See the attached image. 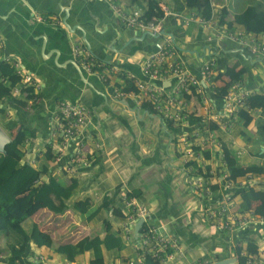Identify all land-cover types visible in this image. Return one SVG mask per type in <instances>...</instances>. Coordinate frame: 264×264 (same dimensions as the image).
<instances>
[{
    "label": "crops",
    "instance_id": "crops-1",
    "mask_svg": "<svg viewBox=\"0 0 264 264\" xmlns=\"http://www.w3.org/2000/svg\"><path fill=\"white\" fill-rule=\"evenodd\" d=\"M147 1L120 0L126 11L139 9L142 12L146 10ZM213 2L223 4L232 14L243 11L248 5L242 0ZM160 3L179 15L166 18L164 28L174 38L181 57L193 73L199 76L204 62L212 57L220 59V68L223 70L237 61L239 66L235 79L242 80L247 88L264 95V62L260 58L252 56L245 49L241 50L231 41L212 38V29L203 28L197 23L185 26L181 18L190 16L195 11H190L183 0H160ZM213 11L216 10L211 7V14ZM36 14L59 19L60 24L39 21ZM75 27L83 29V33L77 28L73 31ZM83 36L90 45L87 49L95 57L117 64L123 69L124 76L129 72L146 80L141 64L144 57L153 50V37L140 30L123 27L107 3L100 0H0L2 53L20 61L24 70L31 73L41 85L38 101L31 108L19 104L20 96L14 94L16 97L11 95L14 97L12 98L0 94V127L10 139L20 130L27 133L24 140V146L28 149L26 159L28 155L27 160L33 163L34 155L43 151L49 143L54 152L60 146L51 135L58 101L65 99L89 106L92 116L83 132L87 164L79 165L72 173L65 169L54 173L64 183L68 182L69 176L77 179L78 187L70 202L89 197L91 205H95L107 195L110 206L105 211V216L121 227L124 220L113 218L114 213L118 206H124L122 194L129 192L134 196L133 191H136L139 195L134 198L149 212L148 221L173 223L172 233L182 244L188 263L197 259L215 260L201 257L198 253L199 246L208 243L209 238L217 240L221 237V244L228 246L233 241H227L214 222L206 218L203 204L207 201L192 193L187 173L174 148L177 135L192 131L191 127L168 123L145 107H138L129 96L116 97L112 89L96 75L83 71L72 56L73 46L78 41H83ZM84 45L86 46L85 43ZM124 76H115L113 80L124 83ZM210 98L217 107L221 106L219 97L211 94V91ZM248 116L251 118L248 126H242L244 118L238 119L229 133L218 129L216 139L223 141L222 146L241 165L264 164V108L255 107ZM73 146L72 142L64 146L61 152L63 165L69 160ZM238 152L239 157H235ZM248 159L258 161L242 163ZM176 160L180 161L179 165L173 168ZM51 171L53 172L52 168ZM43 179L46 180L47 176H43ZM237 181L245 182V185L249 183L255 190L258 186H264L262 176L245 175L237 178ZM233 188L234 191L241 189L239 183ZM211 191L213 195L216 194L212 188ZM255 195L251 208L257 205L264 207V193L256 191ZM237 202L238 198L234 197L232 203L238 205ZM35 211L34 216L49 212L44 220L33 221H37L53 238L70 237L67 232L74 230L78 232L74 236L77 239L80 230L86 235L93 229L91 227L94 223L81 222L79 216L71 210L56 215L36 204L30 215ZM63 216L70 217L72 230H67L65 221L61 219ZM236 233L233 240L238 243L242 238L251 239L255 231L244 229ZM218 247H222L220 243L216 248ZM129 249L128 252H133L132 248ZM0 250V264H5L2 237ZM42 253L41 250L32 248L31 253L25 256H44ZM232 254L231 252V256L237 257ZM44 257L47 264H60L64 259L57 256L52 261ZM105 257L108 264H125L112 262V256L108 252ZM28 264L32 263L28 261ZM74 264H89L88 253Z\"/></svg>",
    "mask_w": 264,
    "mask_h": 264
},
{
    "label": "built area",
    "instance_id": "built-area-1",
    "mask_svg": "<svg viewBox=\"0 0 264 264\" xmlns=\"http://www.w3.org/2000/svg\"><path fill=\"white\" fill-rule=\"evenodd\" d=\"M100 1L111 7L123 27L137 29L153 37V50L144 57L141 64V71L146 80L129 72L124 76L120 66L95 57L81 40L72 48L74 61L83 71L96 75L112 89L116 97L129 96L138 107H145L168 123L191 127L192 131L180 132L177 135L174 139V148L182 162L183 170L187 173L192 193L206 199L207 203L203 204V211L208 221L214 222L220 234L236 233L244 229L255 231L251 239L240 240H252L258 246L257 253L247 257L246 264H264V216L256 214L253 208L244 213L234 211L233 187L239 183L241 188L245 186V182H239L232 177L228 170L223 141L216 139L218 129L229 133L240 116L249 115L255 110L256 106H253L250 98L257 92L247 88L240 79L233 80L220 92L215 91L216 84L213 77L218 72L224 71L215 57L204 62L199 76L193 73L181 57L174 38L165 31L166 18L179 15L164 3L158 5L161 15L147 18L139 9L126 11L120 0ZM210 3L216 11L212 12L209 19L192 12L190 16L181 18L182 23L185 26L197 23L203 28L212 29L213 31H210L212 38L231 41L241 50L249 51L252 56L264 62V32L257 35L244 29H230L225 24H219L218 14L224 5L214 3L213 0H210ZM35 17L42 22L60 24L59 19H50L46 15L36 14ZM2 51L3 42L0 40V60L9 62L15 74L21 77L22 84L33 87L38 93L41 88L40 82L24 70L20 61L3 54ZM115 76H124L125 79L132 81L136 90L128 92L122 90L123 82L117 83L115 79L113 80ZM20 90L21 85L16 86L13 93L18 95ZM210 91L211 94L219 97L220 107L211 100ZM36 101L38 95L28 101L27 107L31 108V104ZM191 115L200 117V122L194 126L189 125ZM91 116L92 109L87 105L65 99L58 101L51 127V135L60 145L54 152L53 173H60L63 169L72 173L79 165L87 164L83 132ZM71 142L74 143L73 150L69 154V160L63 165L61 152L64 146ZM204 151L208 152V157H205ZM239 155V152L235 154L236 157ZM246 175L252 176L249 173ZM214 183L219 185V189L221 188L215 195L211 191V185ZM122 200L127 216L121 230L134 252L133 257L125 264L211 263L212 260L200 259L188 263L182 244L172 231H168L165 223L148 221L149 212L136 202L131 193H123ZM139 217L144 221L139 231L135 233L134 225ZM44 258L43 255L25 257V264H28V261L32 264L40 262L47 264ZM60 264H74V262Z\"/></svg>",
    "mask_w": 264,
    "mask_h": 264
},
{
    "label": "trees",
    "instance_id": "trees-1",
    "mask_svg": "<svg viewBox=\"0 0 264 264\" xmlns=\"http://www.w3.org/2000/svg\"><path fill=\"white\" fill-rule=\"evenodd\" d=\"M159 2L160 0H148L144 16L150 18L152 15H161ZM183 2L190 11H195L208 19L211 17L210 0H183ZM218 23L225 24L230 29L240 28L258 35L264 32V8L260 2L248 3L243 11L232 14L223 7L218 14ZM216 61L220 64L219 58H216ZM238 66L239 63L235 61L213 77L216 84L215 91H222L235 80ZM123 81L122 90L126 92L136 90L131 81L125 78ZM20 85L21 92L17 95L21 97L19 104L27 106L28 101L35 95L39 96V93L33 87L22 84L21 77L15 74L9 62L0 60V94L12 97L14 88ZM250 100L254 107L264 108L263 94L258 92ZM36 102H33L31 107ZM241 119H243L242 126L245 127L251 122L247 114L240 116L239 120ZM199 122L200 117L192 115L188 121L191 126ZM26 136L25 131H18L5 145V153H0V238L4 239L2 255L4 263L25 264V257H27L25 254L31 253L32 248L41 250L44 256L52 261H55L57 256H61L66 261L76 262L88 253L89 264H108L105 257L108 252L112 256V262H128L132 252H128L129 245L124 240L121 227L105 216V211L110 206V198L104 195L103 199L95 205H91L89 197L70 202L78 187L77 179L69 176L68 182L64 183L61 177L50 172L55 154L49 145L34 155L33 163L28 161L26 159L28 149L24 146ZM224 149L228 170L232 177L242 178L249 173L252 176L264 178L263 163L243 166L236 160L237 158L230 156L231 153L226 147ZM204 155L209 156L207 151H204ZM43 176H47V179H43ZM211 188L216 194L219 192L218 184H212ZM133 193L136 197L139 195L136 191ZM255 193V187L250 186L249 183L233 192V197L238 198L239 212L243 213L251 209V203L256 198ZM36 204L44 206L56 215L71 210L79 216L81 222L94 223L93 229L77 239L56 242L51 233L43 230L37 221L30 220L27 223L30 211ZM253 209L256 214L264 216L262 205H257ZM126 216V209L124 210V206L121 205L117 207L113 218L124 220ZM241 242L239 241L231 252L232 255L237 256L238 264H246L247 257L255 255L258 246L252 240ZM215 258L221 259L224 256L216 254Z\"/></svg>",
    "mask_w": 264,
    "mask_h": 264
},
{
    "label": "rangeland",
    "instance_id": "rangeland-1",
    "mask_svg": "<svg viewBox=\"0 0 264 264\" xmlns=\"http://www.w3.org/2000/svg\"><path fill=\"white\" fill-rule=\"evenodd\" d=\"M242 1H244L246 4H248V3H258V2H260L261 3V5H262V7L264 8V0H242ZM244 6H245V4H243ZM256 161H258V160H256V159H252V160H249L248 159V161H243L242 163H247V162H249V163H252V162H256ZM177 162V163H176ZM179 160H176L175 162H173V168H175V167H177V165H179ZM256 191L258 192V193H264V186H258L257 188H256ZM233 208H234V211L236 212V213H241V212H239L238 211V206L236 205V203H233ZM34 210V209H33ZM36 213V211L33 213L32 212V214L31 215H29V217L27 218V223H29L30 222V220L32 221V220H38V221H41L42 219L44 220V218L45 217H47L48 215H49V212H47V213H41V214H39L38 216H34V214ZM63 221H65V224L67 225V230H72V228H73V224H71V219H70V217L69 216H63L62 218H61ZM58 220H60V219H58ZM158 221H162V220H159L158 219ZM188 221H189V218H188ZM166 222H168V221H166ZM170 222V221H169ZM166 225H167V229H168V231L170 232V231H173L172 230V226H173V223L172 222H170L169 224L168 223H166ZM92 228V227H91ZM79 230V229H78ZM81 232L79 233V237L80 236H82L83 235V231L82 230H80ZM90 231H91V229H90ZM235 233V232H234ZM234 233H223L222 234V236H224L225 238H226V240L227 241H230V240H232L233 242L231 243V245H222L221 243H222V239H221V237H219L217 240H214V239H211V238H209L210 239V241L208 242V243H203L202 244V247L201 246H199V250H198V253H199V255L201 256V257H205V258H210V259H214L215 258V255L216 254H219V256H231L230 255V253H231V251L233 250V248H234V246L235 245H237V243H235V241L233 240V235H234ZM237 234V233H236ZM67 235H71L70 237H63L62 239L61 238H58V237H56V238H54V240L56 241V242H63V241H68V240H71V238H73L74 239V236L75 235H78V232H76V231H74L73 230V232L72 231H68L67 232ZM78 237V238H79ZM244 238H242V240H243ZM125 240V239H124ZM126 241V240H125ZM225 241V240H224ZM246 241V240H245ZM127 243H128V245H129V247L131 248V245H130V243L128 242V241H126ZM242 242H244V241H242ZM241 242V243H242ZM220 243V245L222 246L221 248L220 247H218V248H216L217 246H218V244ZM205 249H204V248ZM213 250H214V253H213ZM133 255H134V253L132 252V256L130 257V258H132L133 257ZM215 260H217L216 258H215ZM66 262H69V261H66V259H63V261L61 262V263H66Z\"/></svg>",
    "mask_w": 264,
    "mask_h": 264
},
{
    "label": "water",
    "instance_id": "water-1",
    "mask_svg": "<svg viewBox=\"0 0 264 264\" xmlns=\"http://www.w3.org/2000/svg\"><path fill=\"white\" fill-rule=\"evenodd\" d=\"M66 21L64 19V25H66ZM77 27H75L73 29V31H75ZM81 31V33H83V29L77 28ZM83 42L86 44V47L89 49L90 45L86 40V37L83 36L82 38ZM11 141V139L9 138V136L4 132V130L0 127V153H5V145L8 144ZM28 155H27V159H28ZM144 219L142 217H139L138 220L135 222L134 225V230L135 233H137L139 231V229L142 226ZM238 261L237 257L235 256H229V257H225V258H221V259H217V260H212L210 264H236Z\"/></svg>",
    "mask_w": 264,
    "mask_h": 264
},
{
    "label": "clouds",
    "instance_id": "clouds-1",
    "mask_svg": "<svg viewBox=\"0 0 264 264\" xmlns=\"http://www.w3.org/2000/svg\"><path fill=\"white\" fill-rule=\"evenodd\" d=\"M225 7V6H224ZM227 8V7H226Z\"/></svg>",
    "mask_w": 264,
    "mask_h": 264
}]
</instances>
